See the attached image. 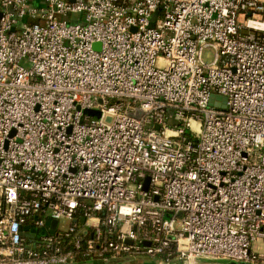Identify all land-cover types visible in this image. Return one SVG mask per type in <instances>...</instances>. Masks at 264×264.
<instances>
[{
	"label": "built area",
	"instance_id": "obj_1",
	"mask_svg": "<svg viewBox=\"0 0 264 264\" xmlns=\"http://www.w3.org/2000/svg\"><path fill=\"white\" fill-rule=\"evenodd\" d=\"M116 254L264 264V0H0V264Z\"/></svg>",
	"mask_w": 264,
	"mask_h": 264
},
{
	"label": "rangeland",
	"instance_id": "obj_2",
	"mask_svg": "<svg viewBox=\"0 0 264 264\" xmlns=\"http://www.w3.org/2000/svg\"><path fill=\"white\" fill-rule=\"evenodd\" d=\"M240 21H244V17L243 16H240ZM214 49L209 46V45H205L203 46L202 48V59L205 61V62H210L213 60L214 58ZM158 64H162L161 61H158L157 62ZM200 127H201V124H200V121H194L193 122V125L191 127V130H193L194 132H198L200 130ZM69 224V221L66 220V219H60L59 220V227L60 228H66ZM254 250H259L260 249V242L259 241H255L253 243V247H252ZM128 259V262L130 264H166L164 263L161 259L159 258H152L150 256H147V255H125V256H120V257H117L114 259V260H111V261H107V262H104L102 264H115L114 262L117 261L118 263H122V261L124 260H127ZM212 262H215L214 264H248V263H243V262H238V261H231V260H220V261H212ZM180 263H184L183 261H181ZM197 263V262H196ZM211 263V261L209 262ZM83 264H94L92 262H85Z\"/></svg>",
	"mask_w": 264,
	"mask_h": 264
},
{
	"label": "water",
	"instance_id": "obj_3",
	"mask_svg": "<svg viewBox=\"0 0 264 264\" xmlns=\"http://www.w3.org/2000/svg\"><path fill=\"white\" fill-rule=\"evenodd\" d=\"M157 12H158V10H156V11L154 12V14L152 15V17H151V21H150V26H151V27L154 26V20H155V17H156V15H157ZM99 101H100V100H99ZM85 112L88 113V114H90V115L97 116V117L100 116V111L97 110V109H86ZM107 119L110 120V117H107ZM158 127H159V125L156 124V125H155V128L158 129ZM147 184H148V177H146L145 180H144V189L147 188ZM103 213H104V211H102V214H103ZM55 223H56V221L53 220V221H52V227H54ZM25 228H27V227H25Z\"/></svg>",
	"mask_w": 264,
	"mask_h": 264
},
{
	"label": "crops",
	"instance_id": "obj_4",
	"mask_svg": "<svg viewBox=\"0 0 264 264\" xmlns=\"http://www.w3.org/2000/svg\"><path fill=\"white\" fill-rule=\"evenodd\" d=\"M31 1L34 3L38 0H29V3L31 4ZM211 261V263H209ZM212 261H220V260H211V259H198L196 264H214L215 262ZM181 261L179 260H173L171 263L168 264H185V263H180ZM115 264H130L127 260L122 261V263H118L117 261L114 262ZM218 264V263H217Z\"/></svg>",
	"mask_w": 264,
	"mask_h": 264
},
{
	"label": "trees",
	"instance_id": "obj_5",
	"mask_svg": "<svg viewBox=\"0 0 264 264\" xmlns=\"http://www.w3.org/2000/svg\"><path fill=\"white\" fill-rule=\"evenodd\" d=\"M125 255H128V254H116L114 257H108L107 260H100V261H91L92 263L94 264H102L104 262H107V261H111V260H114L117 257H120V256H125Z\"/></svg>",
	"mask_w": 264,
	"mask_h": 264
}]
</instances>
